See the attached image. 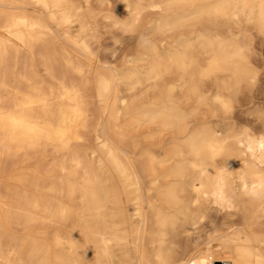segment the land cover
I'll use <instances>...</instances> for the list:
<instances>
[{"label": "bare ground", "instance_id": "1", "mask_svg": "<svg viewBox=\"0 0 264 264\" xmlns=\"http://www.w3.org/2000/svg\"><path fill=\"white\" fill-rule=\"evenodd\" d=\"M122 1L115 23L134 30L145 11H161L151 29L173 40L146 39L142 67L111 74L68 48L90 52L71 31L73 21L90 28L82 0H0V190L6 179L10 195L0 196V221L16 212L19 224L41 227L23 238L24 255L1 252L2 264H134L132 246L140 264H264V111L260 130L230 114L231 94L257 79L252 30L264 38V0ZM122 84L153 96L136 104ZM144 127L150 143L140 149L132 133ZM208 202L244 225L175 251Z\"/></svg>", "mask_w": 264, "mask_h": 264}, {"label": "rangeland", "instance_id": "2", "mask_svg": "<svg viewBox=\"0 0 264 264\" xmlns=\"http://www.w3.org/2000/svg\"><path fill=\"white\" fill-rule=\"evenodd\" d=\"M82 2L86 7H89L92 11V13L88 18L89 20L88 25L90 28L87 29V31L82 32L80 30L79 24L76 21H73L72 22L73 26L71 31L73 32V35H79L78 33H80L79 36L84 37V39L89 44L90 52L81 54L80 49L72 45L71 46L68 45V48L70 49L71 54L75 56V58L78 55L82 62L86 63L87 65H91V67L94 68L100 67L103 69V71L107 73L111 72V74L113 71L115 72V74L116 73L125 74L130 71L129 67H131L132 65L138 66L139 68L142 67L143 65L142 63L144 61L140 60L139 58L142 57L144 47L148 40L151 41L155 40L157 42L163 43L166 46L169 42L171 43L173 40L172 37L174 32L160 34L156 32L153 27L151 29V25H154L155 20L161 18L162 15L164 14L161 11H156L152 9H148L147 11H145L144 12L145 16L143 15L142 17L143 19H141L140 21L141 26L138 25L135 28L137 30L136 31L135 29L130 30L129 28L123 27L120 24L114 22L115 17L120 19L126 17V11L124 9V4L122 0H82ZM241 24H242L241 27L244 26V21ZM242 29L244 32V27ZM252 33H253V37L255 38V39L253 38L254 45L252 51V58L254 62L252 63L253 65H255L254 67L257 70V79L256 82L253 85H251V87L246 86L243 83L238 88V90L234 92V94H231L232 103H233L231 107L233 109H230V114L232 113L231 115L233 120L231 119V121H233L236 127L241 129L244 127H250L254 130L256 129L260 130V128L262 127L261 124L262 119L260 117L262 111H264V38L261 35H258L255 30H252ZM30 63L31 62L26 64L29 65ZM13 64H14L13 61L9 62L10 68H12V70L17 71L24 67L23 63L22 64L20 63L18 68L13 69ZM38 68L40 70V73L44 74L43 68L41 66H39ZM124 85L125 84L119 86V89L122 92L121 94L129 95L128 99L136 104H139V101L140 102L149 101L153 96L151 92L145 93V90H139L133 93L132 96L131 94H128L127 88L126 89L124 88L126 87V85L125 86ZM88 95H89L88 100L90 102V108L92 112L95 114V116L98 117L100 114L99 101L96 96V89L92 83L89 84ZM234 95L236 96L234 97ZM209 102L212 104L211 107L214 106L215 108L219 109L218 105L214 104L213 101L210 100ZM205 106L206 105L201 106V112H206L210 109V107L208 106H206V108L203 109L202 107ZM120 108L122 109V107ZM136 130H138L139 132H137ZM148 131H150V128L147 127L133 130L132 133V135H134L133 138L135 141L137 142L139 141L138 143H140L139 145L140 149L145 146H148L150 143V140L144 137V133L146 134ZM166 136L167 135L165 134L161 135L159 139L161 140L162 137V142H165L164 139L167 138ZM147 141L148 143H146ZM89 144L92 146L94 145V142L91 138L87 142V146H90ZM48 158H51V156H49ZM32 163L34 165L33 161L30 164ZM144 176H143L144 192L146 191L145 193H147V197L151 198L152 195L154 197L155 196L154 193L150 194V192L147 191V188L149 187V178L145 176V178H147L145 179ZM1 182H2L1 183L2 190H0V192L1 191L2 192L0 193V196L10 197L9 194L7 195L5 188L6 186L5 183L7 182V180L5 179V181L2 180ZM108 183L111 184L112 181H109ZM121 196L124 202L123 204L124 210L127 213H132L134 211L133 205L127 201V198L123 193H121ZM216 206L217 205L211 204L210 202L205 204L203 210L205 212L208 211L207 212L208 215L207 214L205 215V212H203V216L200 217L195 224H190L186 227V230L190 229V232L188 233L186 231L184 233L185 235L183 234L182 239L178 244H176L177 246H175V251L181 252L182 248L185 247V242L187 240L188 241L194 240L196 237H198V235H200V241H205L209 237L219 236V233L221 234L223 233V231L225 232V230L229 229L231 225H234V227H241L244 225L242 214L235 213V211L233 210L231 211H228L226 209L219 210L220 207L218 208V206L217 207ZM108 207H109L108 211L110 212L113 211L115 205L110 202L108 204ZM16 216H17L16 212H13L11 220L10 221L5 220L4 225H1V221H0V253L3 252L4 254L7 255L9 253L8 252L9 248H13L14 250L11 255L12 258L10 256L12 261L16 260L15 258L17 254L24 255V253H26V251L23 252V248H22L23 238L27 237L28 234H31V232H33L34 230L41 228L40 225L38 226L21 225L17 222ZM195 230L197 234L194 233ZM215 242L217 243V241H214V244H216ZM140 245L141 244L139 243V246ZM150 250L151 248L150 246H148V251L151 252ZM131 252H132L133 263L140 264L139 262L140 256L134 246H132ZM115 253L121 257L123 256L122 255L123 251L117 250V248L115 249ZM225 254L228 255V253ZM0 264H2L1 260H0Z\"/></svg>", "mask_w": 264, "mask_h": 264}, {"label": "water", "instance_id": "3", "mask_svg": "<svg viewBox=\"0 0 264 264\" xmlns=\"http://www.w3.org/2000/svg\"><path fill=\"white\" fill-rule=\"evenodd\" d=\"M217 264H221L220 262H217ZM225 264H229V263H225Z\"/></svg>", "mask_w": 264, "mask_h": 264}, {"label": "snow or ice", "instance_id": "4", "mask_svg": "<svg viewBox=\"0 0 264 264\" xmlns=\"http://www.w3.org/2000/svg\"><path fill=\"white\" fill-rule=\"evenodd\" d=\"M261 147H264V144H262Z\"/></svg>", "mask_w": 264, "mask_h": 264}, {"label": "built area", "instance_id": "5", "mask_svg": "<svg viewBox=\"0 0 264 264\" xmlns=\"http://www.w3.org/2000/svg\"><path fill=\"white\" fill-rule=\"evenodd\" d=\"M189 264H192V263H189Z\"/></svg>", "mask_w": 264, "mask_h": 264}]
</instances>
